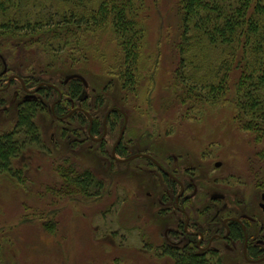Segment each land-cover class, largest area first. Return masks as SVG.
I'll use <instances>...</instances> for the list:
<instances>
[{"label":"rangeland","instance_id":"374dc122","mask_svg":"<svg viewBox=\"0 0 264 264\" xmlns=\"http://www.w3.org/2000/svg\"><path fill=\"white\" fill-rule=\"evenodd\" d=\"M4 2L7 10H0V33L7 26L20 29L24 20L38 26L35 32L49 29L44 21L55 15V24L60 19L56 12L71 7L65 0H21L18 6L12 0ZM179 3L143 0L139 15L143 43L134 88L130 83L121 86L117 68L122 58L110 28L87 35L72 56L65 54L64 46L52 44L44 50L34 45L26 32L11 30L7 37L5 30L6 35L0 38V134L15 131L24 102L35 100L44 107H38L33 118L38 142L30 141L31 136L24 132L18 133V139L25 140L23 150L12 161L10 172L0 173V264H174L161 251L169 221L157 218L156 211L162 207L146 195L159 190L155 172L141 159L127 164L130 169L125 171L124 165L110 157L124 118L110 117L103 128L108 109L119 108L126 115L122 146L129 153L142 150L162 158V154L184 151L197 159L206 151L207 162L221 160L225 164L219 170L207 168L204 178L209 179H223L234 171L246 173L249 160H256V172H262L264 122L259 119L258 132L248 133L234 121V103L239 97L235 66L229 73V92L217 103L191 105L183 99L181 87L196 84L198 90L187 89L190 95L203 92L205 97L208 92L201 84L220 81L213 75L226 58L228 46L199 48L193 44L183 54L180 72L189 75L178 78L181 55L177 46L183 31ZM58 34L56 44L64 37ZM11 73H16V78L8 85ZM72 75H79L85 83L79 98L68 103L64 82ZM24 77L32 84L26 86ZM40 83L50 92L47 99L34 94ZM61 92L65 114H57L55 106ZM31 93L34 96L29 99ZM75 108H83L89 118L100 121V134H106L103 141L87 135L84 115L65 117ZM137 166L143 167L142 172L135 169ZM70 171L78 177L88 173L92 190L83 193L67 183ZM216 188L207 186L197 199H210L212 193L223 190L222 186ZM136 193L144 203L150 201L152 209H140ZM233 257L239 259L233 255L227 260Z\"/></svg>","mask_w":264,"mask_h":264},{"label":"trees","instance_id":"16d2710c","mask_svg":"<svg viewBox=\"0 0 264 264\" xmlns=\"http://www.w3.org/2000/svg\"><path fill=\"white\" fill-rule=\"evenodd\" d=\"M20 1L12 0V4L18 6ZM65 1L70 2L71 7L62 12L60 10L56 12L60 16L58 22L52 24L55 15H50L52 17L44 21L46 26H50L49 29L43 28L35 32L38 26H33L32 23L24 20L20 29L11 26L3 27L0 38L6 35L5 30L8 32L7 37L12 34L11 30L14 33L26 32V37L29 36V40L33 41L34 45H40L44 50L50 49L49 46L51 47L52 44L58 47L64 46L67 48L65 54L72 56L75 47L80 42L84 43L87 35L110 28L109 30L119 43L118 47L122 58L121 65L119 63L117 68L121 86L126 87L130 83L134 88L135 72L143 43V26L139 18L143 0ZM6 6V2L0 0V10H7ZM179 7L182 12L180 21L183 31L180 44L177 46L181 55L179 69L176 71L178 78L187 79L186 77L189 75L185 73L183 75L180 72L184 67L185 58L183 59V54L185 51L189 52L193 44L197 47L199 45L201 47L228 46L226 58L220 66L218 65L213 75L217 81H220L201 84V87L206 88L208 92V95H204L205 97H202L203 92L202 95L195 93V97L194 94L190 95L188 90H198L196 84L191 83L190 88L181 87L180 91L186 98L183 99L191 105L194 103H217L220 97H225L229 92V79L231 78L229 73L231 68L235 66L239 75L236 85L239 97L236 96V103H234L237 113L234 121L245 132L257 133V125L264 122V115L262 114V112L264 113V107H262L264 103V2L261 0H180ZM52 26L55 27L52 28ZM190 31L193 32L192 35H190ZM58 32L62 33L64 37L60 39L61 43L56 44V39L59 38ZM192 41L195 43H191ZM23 81L26 86L32 84L29 78L24 77ZM82 84L79 79H71L67 83L65 96L68 103L79 98L83 90ZM204 88L201 90L204 91ZM48 91V89L41 87L39 94H43L44 98L47 99L50 93ZM200 98L205 102H201ZM60 102L56 105L57 114H65V108ZM43 104L39 102L37 104L35 100L24 102L19 109L15 131L0 134V173L10 172L12 161L23 150L25 140L21 142L18 139V133L24 132L26 136H31L30 141L38 142L33 118L37 108H43ZM259 119L262 121L258 123ZM90 134H100L99 120L93 119ZM117 152L121 153L120 148H117ZM74 173V171L67 173V183H72L83 193L92 190L91 184L88 183L91 180L88 173H82L83 175L81 174L79 177ZM190 256L184 253L180 256V261L183 264H195L191 263L192 257Z\"/></svg>","mask_w":264,"mask_h":264},{"label":"flooded vegetation","instance_id":"af4514ba","mask_svg":"<svg viewBox=\"0 0 264 264\" xmlns=\"http://www.w3.org/2000/svg\"><path fill=\"white\" fill-rule=\"evenodd\" d=\"M9 77L13 80L16 78V73H11ZM41 84L43 85L40 83L36 87L37 92L35 91L34 94L39 93ZM33 96V93L28 94L29 99ZM62 98L61 93L58 103ZM73 113L80 117L84 115L88 120L87 135L92 140H104L105 132L102 136L90 134L93 119L89 118L83 108L71 110L67 117ZM120 116L124 118L125 123L126 115L121 109H108L104 115L103 128L106 127L110 117L116 120ZM65 117L59 119L62 120ZM99 137L100 139L95 140ZM115 142L110 149V157L120 165H124L125 171L130 169L127 164L141 159L155 172L160 195L157 194L158 191L147 192L146 195L151 198V202L162 207V210L156 211L157 218L162 217L169 221L163 232V235L167 236H163L166 243L161 245V251L174 264H183L180 256L184 253L191 255V263L195 264H213L212 261L216 264L218 262L264 264V169L262 172H256V160H249L246 173L234 171L228 173L231 176L223 179L217 177L209 179L204 178L207 168L213 167L214 170H219L225 164L221 160L207 162L208 152L206 151L201 152L197 159L184 151H173L168 153L169 155L162 154V158H157L142 150L129 153L126 147L122 146L121 138L112 154ZM117 148H120L121 153L117 152ZM142 168L137 166L135 169L142 172ZM207 186L214 188L217 186L216 189L222 186L223 190L212 193L210 199L206 200L205 197L198 200L200 191L203 189L207 191ZM208 191H211V188ZM156 194L157 196L154 197ZM134 196L137 201L140 198L137 202L140 209L143 206L152 209L149 206L150 201L144 203L143 199L138 197V193ZM128 200L129 198L124 202L127 203ZM233 255L239 259L236 260V257H233L232 261L227 260L228 256Z\"/></svg>","mask_w":264,"mask_h":264},{"label":"water","instance_id":"95a60500","mask_svg":"<svg viewBox=\"0 0 264 264\" xmlns=\"http://www.w3.org/2000/svg\"><path fill=\"white\" fill-rule=\"evenodd\" d=\"M72 78H79V79H81V80L83 81L82 77L77 76V75H72V76L68 77V78L66 79L65 82H68V80H70V79H72ZM10 80H11V77H9L8 83L10 82ZM83 83H85V82L83 81ZM60 97H61V94H60ZM66 117H67V116H66ZM126 120H127V118L125 117V123H124L122 129L120 130V133H119V136H118V138H117V140H116V142H115V145L113 146L112 154H114L115 147H116V146L120 143V141H121V138H122V136H123V132H124V129H125V125H126ZM104 125H105V121H104Z\"/></svg>","mask_w":264,"mask_h":264}]
</instances>
